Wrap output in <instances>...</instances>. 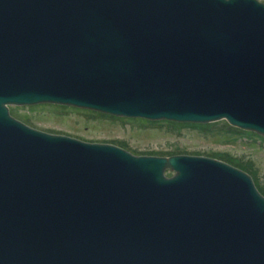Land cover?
Returning a JSON list of instances; mask_svg holds the SVG:
<instances>
[{
	"label": "water",
	"instance_id": "1",
	"mask_svg": "<svg viewBox=\"0 0 264 264\" xmlns=\"http://www.w3.org/2000/svg\"><path fill=\"white\" fill-rule=\"evenodd\" d=\"M39 105L264 139L263 2L0 0V264H264L249 174L46 133L9 110Z\"/></svg>",
	"mask_w": 264,
	"mask_h": 264
},
{
	"label": "rangeland",
	"instance_id": "2",
	"mask_svg": "<svg viewBox=\"0 0 264 264\" xmlns=\"http://www.w3.org/2000/svg\"><path fill=\"white\" fill-rule=\"evenodd\" d=\"M259 1L264 3V0ZM9 110H13L16 117L29 118L32 123L26 125L31 128L88 143L124 144V150L137 156L168 154L175 148L188 153L187 155L224 153L232 158L252 162L258 175L264 178V140L257 137L234 138L224 142L218 139L204 140L191 130H184L181 135H170L163 128L141 127L145 125L143 122L130 119L116 122L97 116L93 118L83 110H62L50 105L10 107ZM16 119L23 122L19 118Z\"/></svg>",
	"mask_w": 264,
	"mask_h": 264
},
{
	"label": "trees",
	"instance_id": "3",
	"mask_svg": "<svg viewBox=\"0 0 264 264\" xmlns=\"http://www.w3.org/2000/svg\"><path fill=\"white\" fill-rule=\"evenodd\" d=\"M51 106V105H50ZM58 109L66 110L68 107H61V106H52ZM73 109V108H72ZM78 110V109H77ZM84 111V110H83ZM11 115L16 117L17 115L14 113L13 110H10ZM85 113L91 115L93 118L94 116H97L101 119H108L111 121H116V122H125L126 119H121V118H114L106 115H102L99 113H94L90 111H86ZM21 119L25 124H31V120L29 118H21V117H16ZM131 121H137V122H143L145 125H142L141 127H158V128H163L167 134L170 135H181L182 131L184 130H191L204 140H209V139H218V140H223L224 142H228V139H234V138H244V137H257L260 140H264L254 134L251 133H246L239 131L235 128L230 127L226 122H217V123H212V124H206V125H200V124H179V123H174V122H167V121H162V122H148L145 120H140V119H130ZM116 145L120 146L121 148H124V144H119L115 143ZM188 153L180 151L179 148H175V150L171 153L168 154H148V155H156V156H175V155H187ZM193 155L196 156H204V157H209V158H214L217 160H220L222 162H225L235 168H238L247 174L251 176V178L254 181V184L257 188V190L264 196V178H261L257 170L255 169L254 165L250 161H243L238 158H232L229 157L227 154L224 153H192Z\"/></svg>",
	"mask_w": 264,
	"mask_h": 264
}]
</instances>
